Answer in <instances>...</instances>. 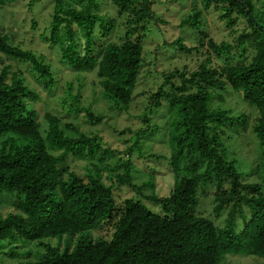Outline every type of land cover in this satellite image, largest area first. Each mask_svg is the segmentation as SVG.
<instances>
[{"label":"trees","instance_id":"1","mask_svg":"<svg viewBox=\"0 0 264 264\" xmlns=\"http://www.w3.org/2000/svg\"><path fill=\"white\" fill-rule=\"evenodd\" d=\"M12 1L0 0V5ZM153 1L110 3L119 15L131 13L126 23L133 26L132 31L127 29V35H132L145 31L142 23ZM102 2L53 0L46 40L59 47L62 61L73 71L94 72L103 98L114 109L126 111L143 66V49L138 41L126 39L121 43L105 42L100 53L94 54L96 35L112 30L108 26L111 20L100 15ZM201 3L204 10L212 8L218 13L229 33H238L234 28L245 23L237 45L241 57H245V46L252 48V56L247 63L215 65L211 56L229 61L233 45L216 42L213 35L202 32L197 45L206 50L205 61L190 73L175 68L164 74L143 114L145 127L136 133L130 148V152L142 153L141 137L157 130L147 115H160L168 134L173 184L166 197L140 195L156 210L136 196L117 202L115 185L136 190L131 183V163H125V173L116 178L115 185L105 184L95 166L105 157L100 140L79 132L76 137L66 136L59 120L48 113L41 126L37 113L25 103L36 96L19 73L7 66L2 68L0 139H7L0 149V197H8L12 208L0 214V264L1 257L13 255L19 242L73 237L103 228L111 230L109 240L92 242L83 237L72 250L63 252L44 245L45 253L37 261L24 264H220L226 256L264 259V182H244L234 153L228 149L230 132L236 128L245 131L246 117L212 107L213 100L231 90L256 111L252 132L260 150L259 162L263 163L256 165L255 171L264 173V0ZM194 12L197 18L202 14L201 10ZM171 44L176 54V49L189 52L181 38ZM0 55L29 63L44 77L46 87L54 83L50 67L34 53L12 46L2 32ZM75 113H83L91 125L102 120L89 109ZM69 157L79 158L93 168H86L81 178L67 167ZM207 187L214 189L215 217L226 214L222 226L199 215V195Z\"/></svg>","mask_w":264,"mask_h":264},{"label":"rangeland","instance_id":"2","mask_svg":"<svg viewBox=\"0 0 264 264\" xmlns=\"http://www.w3.org/2000/svg\"><path fill=\"white\" fill-rule=\"evenodd\" d=\"M150 7L151 11L146 13L148 18L142 23L145 25V31L127 35V29L133 28L126 23L131 13L119 15L110 0H103L101 4L100 15L111 20L108 26H111L112 30L96 35L94 54L100 53L105 42L121 43L126 39L138 41L143 49V66L131 103L126 111H119L103 98L94 72L73 71L62 61L59 47L51 46L46 40L50 31L53 0H13L0 5V32L8 36L12 46L34 53L45 66L50 67L54 83L46 87L44 77L34 72L29 63L1 55L0 71L7 66L11 72L20 74L25 86L36 96V99L26 100L25 103L29 110L37 113L41 126L44 127L43 116L48 113L59 120V128L66 136L76 137L75 133L79 132L100 140L105 157L100 163L95 162V166L101 171L105 184H114L118 176L124 175L125 163H131V183L136 190L114 184L113 194L119 203L134 196L141 200L142 196L162 198L170 192L173 176L168 166V134L160 122V115H147V118L154 120L157 130L141 137L142 153L138 155L134 151L130 152V148L136 133L145 127L143 114L149 108L152 94L158 91L164 74L172 72L175 68L193 72L207 58L206 50L197 45L201 33L213 35L216 42L227 41L233 45L231 54L227 56L229 61L211 56L215 65L247 63L252 56V48L245 46V57H241L242 50L237 45L239 32L244 29L245 23L240 22L234 28L239 30L238 33H229L220 22L218 13L212 8L204 10L201 0H154ZM198 10H201L202 14L197 18L194 16L197 12H192ZM183 22L186 23L182 24ZM194 22L197 23L193 24ZM138 36L140 40H137ZM178 38L183 40L189 52L175 48L176 54L175 46L171 43ZM194 48L197 50L194 51ZM220 97L221 99L213 100L212 107L229 111L232 116H245L247 121L245 131L236 128L230 132L232 138L228 149L234 153L236 167L242 173L244 182L262 184L264 173L257 169L255 171V167L263 162H259L260 150L252 132L258 115L252 107L244 103L239 93L226 90ZM78 109H89L95 117L102 118L101 122L96 125L89 124L83 113H75ZM68 126L73 129H68ZM6 139H0V149ZM67 167L81 178L86 175V168H93L86 166L83 160L76 157L68 158ZM213 195V187L201 191L198 212L202 217L214 221L217 226H222L226 214L215 217ZM142 201L152 210H156L150 202ZM11 208V200L8 197H0V214L5 215ZM110 235L111 230L103 228L73 237L19 242V248L13 255L1 257V263L35 262L45 253L44 245H50L63 252L66 249L72 250L83 237L94 242L98 239L109 240ZM220 264H264V259L254 256H226Z\"/></svg>","mask_w":264,"mask_h":264}]
</instances>
